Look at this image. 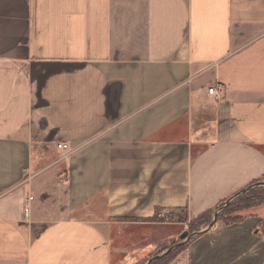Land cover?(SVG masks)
<instances>
[{
	"label": "crops",
	"instance_id": "crops-1",
	"mask_svg": "<svg viewBox=\"0 0 264 264\" xmlns=\"http://www.w3.org/2000/svg\"><path fill=\"white\" fill-rule=\"evenodd\" d=\"M262 179L264 0H0V264H136ZM263 222L190 264H264Z\"/></svg>",
	"mask_w": 264,
	"mask_h": 264
},
{
	"label": "rangeland",
	"instance_id": "rangeland-1",
	"mask_svg": "<svg viewBox=\"0 0 264 264\" xmlns=\"http://www.w3.org/2000/svg\"><path fill=\"white\" fill-rule=\"evenodd\" d=\"M52 159H54V157H52L51 160ZM51 160H49V162ZM58 161H60V158L56 160V162ZM59 166H60L59 172L62 173V171H64V168L62 164H60ZM263 186L264 184L262 186L254 187L250 189L249 191H246L242 194H245L250 191L258 192L259 191L258 189ZM235 198L231 200H228L229 198L221 200L223 201V203L218 204L214 208V211L212 212L211 217L208 218L210 220L208 222H204L202 220H196V217L189 218L188 215H186V213L183 210L182 211H178V210L172 211L168 214H161V213L158 214V216H163L161 217V219L162 220L164 219L166 222H175L179 220L185 223L181 224L179 227H173V226L170 227L169 229L172 230L171 232L173 235L171 240L165 243L164 245H162L161 247L156 248L154 252L150 253L148 256L138 261L136 264H190V248H191L190 244L197 238L199 234H201L204 230L208 229V225L211 223L214 216L219 214L220 216L223 217V215L226 212L227 206L234 203L233 200ZM240 202L241 201L237 202L233 208H240V206H242ZM254 207L246 208L243 210L241 209L239 211L232 212L231 215L239 214L242 217L243 215L248 214V212H250ZM220 223H223V222L220 220H216L214 225L220 224ZM262 228L264 229V225L262 226ZM183 232H186V237L180 238V235ZM140 246H142V244H140ZM131 263L133 262H124V264H131Z\"/></svg>",
	"mask_w": 264,
	"mask_h": 264
},
{
	"label": "trees",
	"instance_id": "trees-1",
	"mask_svg": "<svg viewBox=\"0 0 264 264\" xmlns=\"http://www.w3.org/2000/svg\"><path fill=\"white\" fill-rule=\"evenodd\" d=\"M258 190H259L258 192L250 191V192H247V193L242 194L241 196L235 198L233 200L234 203L227 206L226 212L223 215V217L220 216L219 214H217L215 216L216 220H220L224 224H227V225L235 223V222H239L242 219L241 215H239V214L231 215L232 212L239 211L241 209L243 210L246 208H251V207L258 206V205H261L262 203H264V186L259 188ZM239 201H241L240 203L242 206H240V208H233L234 205ZM222 203H223V201H220L218 204H222ZM213 211H214V209H209V210L201 213L200 215H198L196 217V220H202L204 222L210 221L208 218L211 217ZM199 233H201V232H199Z\"/></svg>",
	"mask_w": 264,
	"mask_h": 264
},
{
	"label": "water",
	"instance_id": "water-1",
	"mask_svg": "<svg viewBox=\"0 0 264 264\" xmlns=\"http://www.w3.org/2000/svg\"><path fill=\"white\" fill-rule=\"evenodd\" d=\"M264 184V179L262 180H259L257 182H254L252 184H249L247 186H245L244 188L240 189L239 191H237L233 196H231L228 200H231L239 195H241L242 193L246 192V191H249L250 189L254 188V187H257V186H262ZM216 222V217L214 216L213 220L211 221V223L208 225V228H211L214 223ZM186 237V232H183L181 235H180V238H185Z\"/></svg>",
	"mask_w": 264,
	"mask_h": 264
},
{
	"label": "built area",
	"instance_id": "built-area-1",
	"mask_svg": "<svg viewBox=\"0 0 264 264\" xmlns=\"http://www.w3.org/2000/svg\"><path fill=\"white\" fill-rule=\"evenodd\" d=\"M208 92L210 94H214L213 87L208 88ZM57 148L66 150L68 148V146H67L66 143H58L57 144ZM32 199H33V196L30 195V196L27 197V199L25 201V210H24L25 217H28V215L30 214V202L32 201Z\"/></svg>",
	"mask_w": 264,
	"mask_h": 264
}]
</instances>
